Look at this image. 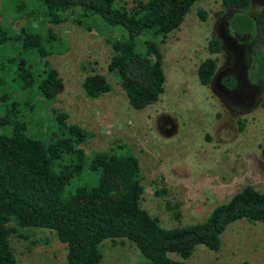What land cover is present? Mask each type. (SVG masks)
I'll return each mask as SVG.
<instances>
[{
	"label": "rangeland",
	"instance_id": "374dc122",
	"mask_svg": "<svg viewBox=\"0 0 264 264\" xmlns=\"http://www.w3.org/2000/svg\"><path fill=\"white\" fill-rule=\"evenodd\" d=\"M263 2L250 0L246 13L254 17ZM31 7L35 5H28V0H0V24L15 31L22 27L45 34L49 30L57 39L59 51L45 60L57 71L60 89L52 100L35 98L27 117L30 131L44 132L43 126L53 124L51 110L63 111L67 122L90 133L81 143L86 157L96 151L134 155L143 186L139 204L163 228L202 222L214 206L245 185L264 193V84L253 77L249 82L246 74L247 57L258 39L249 41L243 32L232 35L228 18L236 10L223 9L220 0H196L179 27L158 42L164 73L158 100L133 109L115 75L107 70L112 53L108 40L118 37L119 29L96 19L78 25L72 17L54 24ZM198 11L204 12L203 18ZM211 36L219 39L221 48L215 74L204 86L197 80L196 67L206 56ZM154 41L139 35L135 49L149 52ZM9 52L19 56L14 48ZM2 55L0 49V77L7 86L11 78ZM90 73L102 74L110 85L108 92L94 99L87 98L81 88L83 77ZM224 76L235 78L237 87L224 88ZM15 91L20 95L17 87ZM15 228L7 238L15 264L66 263L65 244L52 230ZM114 240L100 242L101 264H149L132 242ZM168 255L179 259L174 253ZM181 261L264 264V224L235 220L220 233L216 251L197 244Z\"/></svg>",
	"mask_w": 264,
	"mask_h": 264
},
{
	"label": "trees",
	"instance_id": "16d2710c",
	"mask_svg": "<svg viewBox=\"0 0 264 264\" xmlns=\"http://www.w3.org/2000/svg\"><path fill=\"white\" fill-rule=\"evenodd\" d=\"M195 1L28 0V5L34 4L30 10L41 12L54 24L72 17L78 25L96 19L106 27H117L119 36L108 40L112 53L107 70L115 75L128 105L142 109L156 102L163 91L158 42L179 27ZM220 3L223 9L236 10L228 18L231 32L238 36L243 32L249 41L257 37L246 74L249 82L253 77L264 84V2L254 17L246 13L250 0ZM198 14L203 18L204 12ZM142 34L156 40L149 52L135 49L136 37ZM56 41L49 30L45 34L22 27L15 31L0 24L3 67L11 78L5 86L0 77V264H15L7 238L16 226L52 230L65 244V264H101L100 242L118 238L132 242L149 264H182L181 259L197 244L216 251L220 233L235 220L264 224V193L245 185L214 206L202 222L163 228L139 204L143 186L134 155L96 151L86 157L81 143L90 133L67 122L63 111L51 110L53 124L43 126L44 132L30 131L27 117L35 98L52 100L60 89L57 71L45 60L59 51ZM13 48L18 57L9 52ZM220 48L218 38L207 39L206 56L196 67L201 85L211 82ZM221 84L233 89L238 82L224 76ZM81 88L87 98L94 99L108 92L110 85L102 74L90 73L83 77Z\"/></svg>",
	"mask_w": 264,
	"mask_h": 264
},
{
	"label": "flooded vegetation",
	"instance_id": "af4514ba",
	"mask_svg": "<svg viewBox=\"0 0 264 264\" xmlns=\"http://www.w3.org/2000/svg\"><path fill=\"white\" fill-rule=\"evenodd\" d=\"M232 35L233 36H235V37H237V33H234V32H232ZM248 59H249V56L247 57ZM215 74V73H214ZM225 75H227V74H225ZM224 87V86H223ZM225 88V87H224ZM227 89V88H226Z\"/></svg>",
	"mask_w": 264,
	"mask_h": 264
}]
</instances>
